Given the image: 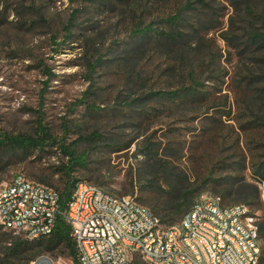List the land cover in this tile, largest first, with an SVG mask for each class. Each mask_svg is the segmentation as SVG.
Listing matches in <instances>:
<instances>
[{"label":"rangeland","instance_id":"1","mask_svg":"<svg viewBox=\"0 0 264 264\" xmlns=\"http://www.w3.org/2000/svg\"><path fill=\"white\" fill-rule=\"evenodd\" d=\"M183 2L0 0V127L12 133H30L42 119L61 136L64 121L68 120L69 123L80 124L87 133L96 130L104 138H119L123 144L131 141L129 148L110 155L112 177L104 189L118 195L124 194L127 177L138 169H147L148 163H151L147 150L149 141L160 145V153L173 161L177 171L187 173L190 180L207 177L213 172H216L215 176H224L228 171L222 169L223 164L246 161L247 168L242 175L247 181L258 184L264 193V184L251 169L252 162L264 153L263 144L257 143L263 140L264 127H250L254 123L246 126L258 110L252 106L254 113L245 111L243 94L238 85V80L248 77L251 68H254L248 58L252 54L246 50L241 55L238 51L241 47L227 45L220 35L222 30L219 31V28L228 29L230 16L237 15L229 0H214L212 3L220 15L219 28L207 31L205 37L213 42L212 48L220 57L221 64L213 65L218 66L213 73L206 68L208 71H204L203 78L220 74L219 81L210 79L207 83L217 84V90H220L217 96H229V105L233 110L231 117L222 116L213 121L210 118L215 115L213 110L207 117L202 116V112H199L201 116H197L196 111L191 110L179 113L166 108L159 99L139 104L132 102L150 90L175 89L178 78H181L176 59L170 53L155 50L152 46L145 48L141 54L133 53L128 43L142 15L148 18V22L157 14L173 13ZM142 5L149 8L145 13L142 12ZM151 11L154 12L149 15ZM72 14L75 17L71 24ZM193 14L205 18L207 11ZM127 49L130 51L127 52ZM93 54L110 61L105 64L107 67L98 66L91 74L87 62ZM258 74L262 73L251 75L254 79L249 92L256 99H260L256 91L264 87V78H256L260 77L256 76ZM89 75L91 81L88 80ZM90 87L95 92L86 97L85 91ZM87 98L90 104L105 112L88 115L84 102ZM128 104L134 106L128 107ZM142 111L151 113L142 118L139 116ZM241 111L249 115H242ZM75 138L77 135L70 131L68 139ZM103 153H94L92 157L108 155ZM37 156L35 154L25 162L14 159L0 173V184L11 181L19 173L32 180L30 173L35 163L31 161ZM61 157L58 150L52 157L45 155L40 161L43 166H48ZM100 165L98 163L96 167ZM143 192L139 185L132 196L140 202L138 197ZM207 192L213 194L215 189L206 186L202 193ZM238 197L235 193L223 196L226 204L236 203ZM251 210L258 223H263L264 194L261 204L253 205ZM4 244L0 245L1 250ZM1 252L0 264H4ZM43 255L52 258L55 264H74L63 249L43 253L37 258ZM24 257L23 264L31 261V253H26ZM11 262L18 264L16 260Z\"/></svg>","mask_w":264,"mask_h":264},{"label":"trees","instance_id":"2","mask_svg":"<svg viewBox=\"0 0 264 264\" xmlns=\"http://www.w3.org/2000/svg\"><path fill=\"white\" fill-rule=\"evenodd\" d=\"M105 1L108 2V0ZM229 1L237 15L236 17L234 14L230 16L229 28L226 30L219 28L220 15L216 11L217 7L212 5L214 0H184L173 13L157 14L153 20L148 22H146L148 18L142 15L132 30L131 40L128 43L129 48L133 53L135 51L141 54L145 48L152 46L155 50L170 53L176 59V68H179L181 78H178L175 89L150 90L143 96L132 100L133 104L159 99L166 108L179 113L191 110L196 111L197 116H201L199 112H202V116L207 117L213 110L215 115L210 117L213 121L221 119L222 116L231 117L233 110L229 105V96L227 94L217 96V92H220L217 90L219 89L217 84L207 83L210 79L219 81L220 74L217 77L212 74L208 78H203L204 71H208L206 68L213 73L221 64L220 57L212 48L213 42L205 37L207 31L219 28V31L222 30L220 35L227 45L234 48L241 47L238 49L241 55L246 50H250L252 54L248 58L251 59L254 68H251L248 77L238 80V85L243 94L245 111L254 113L251 110L252 106L258 110L255 118L246 122V126L254 123V126L250 127H264V87L256 91L260 99H256L249 93L254 79L253 74L261 72L262 74L256 75L260 77L256 78H264V0ZM142 7L144 13L149 9L143 5ZM198 11H207L205 18L193 14ZM153 12H149V15ZM74 17L75 14H72L71 24ZM109 61V59H102L101 55L93 54L87 62L90 73L92 74L98 66L107 67L105 64ZM215 64L218 66L214 67ZM90 75L88 80L91 81ZM140 76L141 74L138 73V77ZM94 92L90 87L85 91V96L88 97L87 95ZM84 102H86L88 115H100L105 112L97 105L90 104L88 98ZM133 104H128V107ZM153 110L156 109L153 108ZM245 111H241L240 114L249 115ZM111 112L115 114L114 111ZM150 113L142 111L139 116L146 118ZM63 129L64 133L60 136L42 119L38 120L34 131L30 133H12L0 127V173L4 172L14 159L18 162H25L38 154L37 159L31 161L35 163V166H32L30 176L36 182L55 187L54 189L60 194L61 204V213L57 217L54 231L49 236L30 241L13 237L10 232L1 230L0 227V245L2 242L5 243L2 250L0 247L4 264H14L12 260L23 264L26 253H31L32 261L43 253H53L58 249L67 252L74 264H80L79 252L71 234L72 228L64 212L81 181H89L104 189L112 177L111 153L129 148L132 143L128 141L123 144L119 138H104L96 130L87 133L85 132L87 130L80 124H72L68 120L64 121ZM70 131L76 134L77 138L69 140ZM262 137L263 140L257 143L263 144L264 147V134ZM159 147L160 145L156 143L148 142L147 150L151 163H148L147 169H138L129 178L127 177L125 191L122 195H134L136 188L140 185L144 192L138 197L139 203L147 204L164 223L172 226L179 225L184 214L196 204L203 194L204 187L209 185L215 189L213 194L220 195L224 203L223 196L235 193L239 196L236 203L248 204L251 207L261 204L264 194L262 189L258 184L247 181L242 175L247 168L246 161L236 160L223 164L222 169L228 171L224 176H215L216 172H213L207 177L190 180L187 173L175 169L173 161L161 154ZM58 150L62 157L58 158L53 165L43 166L40 161L42 157L45 155L52 157L53 153ZM103 152L108 155L101 158L97 155L95 159L92 157L94 153ZM98 163L101 165L97 168ZM251 169L260 179L259 181L264 184V153L258 155L257 160L252 162ZM259 226L260 235L264 239V222H260ZM31 261L28 260L26 264H30ZM135 261L137 264H146L138 253L135 254ZM259 264H264V245Z\"/></svg>","mask_w":264,"mask_h":264},{"label":"built area","instance_id":"3","mask_svg":"<svg viewBox=\"0 0 264 264\" xmlns=\"http://www.w3.org/2000/svg\"><path fill=\"white\" fill-rule=\"evenodd\" d=\"M60 194L19 173L0 184V227L30 241L49 236ZM64 216L80 264H259L263 239L251 206L203 193L179 225L164 223L130 195L81 181Z\"/></svg>","mask_w":264,"mask_h":264},{"label":"water","instance_id":"4","mask_svg":"<svg viewBox=\"0 0 264 264\" xmlns=\"http://www.w3.org/2000/svg\"><path fill=\"white\" fill-rule=\"evenodd\" d=\"M33 264H55L53 259L48 257V256H40L39 258H37L36 261H34Z\"/></svg>","mask_w":264,"mask_h":264}]
</instances>
